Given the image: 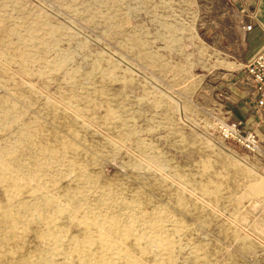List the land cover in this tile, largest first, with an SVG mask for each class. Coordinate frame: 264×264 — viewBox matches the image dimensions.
<instances>
[{"label": "rangeland", "instance_id": "obj_1", "mask_svg": "<svg viewBox=\"0 0 264 264\" xmlns=\"http://www.w3.org/2000/svg\"><path fill=\"white\" fill-rule=\"evenodd\" d=\"M96 1L0 0V144L36 171L17 201L45 185L59 249L84 261L264 264V113L236 0ZM238 117L259 152L221 138ZM26 227L25 253L69 263Z\"/></svg>", "mask_w": 264, "mask_h": 264}, {"label": "bare ground", "instance_id": "obj_2", "mask_svg": "<svg viewBox=\"0 0 264 264\" xmlns=\"http://www.w3.org/2000/svg\"><path fill=\"white\" fill-rule=\"evenodd\" d=\"M96 2H105L104 0H97ZM20 137L26 139L24 133L20 134ZM17 139L11 141L9 144H0V189L4 191V201L0 200V264H48L51 263L43 245L44 243L37 244L35 251H27L25 253L22 250L20 244L25 243L24 231L29 230L26 225L37 222L44 226V231L41 234L35 236L36 240L45 241L49 248L56 255H61L64 260L69 261L67 264H104L103 262L92 263V261H84L81 258L83 252L78 249V246L71 248L70 253L61 251L57 245V242L61 239L60 235L57 236L55 226L53 223V217L63 212L62 206L59 205V200L49 197V192L42 191L45 189V185H38L37 187L30 189L31 200H18L17 194L19 192L20 181L22 180L20 174L26 177L29 174H36V171L30 170L28 163L24 159L17 157L18 146ZM14 146V147H13ZM8 161H15V169L10 168ZM46 167L40 166L39 170L43 171ZM35 175L31 177L33 179ZM38 178V177H37ZM27 187V185H24ZM23 187V186H22ZM18 191V192H16ZM37 194V195H36ZM21 195V192L19 193ZM60 201V200H59ZM43 208L46 210L43 212ZM25 213L29 214V218L23 219ZM47 219V220H43ZM110 224L104 223L106 226H113L116 221H110ZM151 240L160 243L157 239L151 238ZM76 240H71L70 245ZM77 243V242H76ZM46 245V246H47ZM45 246V248H46ZM159 246H164L160 243ZM63 248V247H62ZM76 255L75 258L70 256ZM124 258H129L127 255H123ZM129 264V262H126Z\"/></svg>", "mask_w": 264, "mask_h": 264}, {"label": "built area", "instance_id": "obj_3", "mask_svg": "<svg viewBox=\"0 0 264 264\" xmlns=\"http://www.w3.org/2000/svg\"><path fill=\"white\" fill-rule=\"evenodd\" d=\"M250 29L251 26H247V30ZM243 66L253 85L254 103L264 112V48ZM218 132L223 140L231 141L252 153L262 149L263 140L253 131L246 130L242 121H219Z\"/></svg>", "mask_w": 264, "mask_h": 264}, {"label": "crops", "instance_id": "obj_4", "mask_svg": "<svg viewBox=\"0 0 264 264\" xmlns=\"http://www.w3.org/2000/svg\"><path fill=\"white\" fill-rule=\"evenodd\" d=\"M236 2L238 10L241 9L242 11L240 13L241 20H239L237 24L239 32L238 36L241 40L240 43L242 48L236 53V55L240 56L243 52H246L247 54L244 61H248L264 48V0H236ZM249 25L251 26V29L247 30V26ZM246 77L249 79L247 75ZM252 89L248 94H253ZM252 96L251 99L253 101L254 98H252ZM253 105L256 107L254 101ZM259 111L264 113L260 109ZM237 120L242 121L246 130L249 129L248 127L246 128V123L241 117H238Z\"/></svg>", "mask_w": 264, "mask_h": 264}]
</instances>
